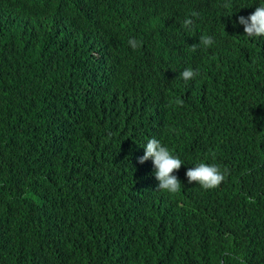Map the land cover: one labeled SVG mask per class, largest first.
<instances>
[{
  "label": "trees",
  "instance_id": "trees-1",
  "mask_svg": "<svg viewBox=\"0 0 264 264\" xmlns=\"http://www.w3.org/2000/svg\"><path fill=\"white\" fill-rule=\"evenodd\" d=\"M249 8L0 0V264H264V113L220 127L227 88L264 93V37L234 36ZM152 138L183 162L175 194L138 163ZM201 162L217 188L188 183Z\"/></svg>",
  "mask_w": 264,
  "mask_h": 264
},
{
  "label": "clouds",
  "instance_id": "clouds-1",
  "mask_svg": "<svg viewBox=\"0 0 264 264\" xmlns=\"http://www.w3.org/2000/svg\"><path fill=\"white\" fill-rule=\"evenodd\" d=\"M225 7H230V3H226ZM191 17H198L199 14L195 11L190 13ZM219 14L213 19H217ZM118 17L126 20V14L122 11ZM193 19L186 18L182 27L189 29L193 25ZM238 23L241 26L240 32L234 36L246 37L256 39L264 37V0H256L255 5L250 0V8L246 14L239 17ZM214 40L210 36H201L199 43L190 47L192 52H195L198 47H210ZM128 45L136 50L142 46V41L135 38L128 40ZM199 75L198 70L191 68L185 69L180 73V78L184 81H189L195 76ZM227 91L233 93V97L229 100L227 106L224 108L221 118L220 127L224 137L232 136L239 127L238 111L240 109H255L264 113V93L252 92L248 93L241 89H230ZM176 104L183 106V100L177 98ZM152 161L154 167L155 179L158 181L157 190L169 194H175L181 189V182L174 172L178 171L183 165L182 160L171 154L170 150L161 144L155 138L149 139L144 146V155L138 158L139 164H144L146 161ZM186 179L189 184H198L204 190H212L217 188L228 175V169L225 167L223 170L216 164L199 163L194 167L188 168L185 173ZM248 201L254 203L255 201L249 197Z\"/></svg>",
  "mask_w": 264,
  "mask_h": 264
}]
</instances>
